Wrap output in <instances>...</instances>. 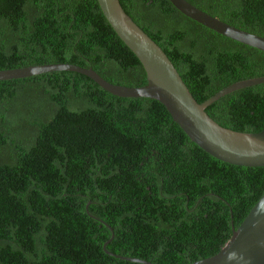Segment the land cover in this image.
Returning a JSON list of instances; mask_svg holds the SVG:
<instances>
[{
  "label": "trees",
  "instance_id": "1",
  "mask_svg": "<svg viewBox=\"0 0 264 264\" xmlns=\"http://www.w3.org/2000/svg\"><path fill=\"white\" fill-rule=\"evenodd\" d=\"M264 38V0H185ZM201 104L264 77V53L211 31L169 0H119ZM91 68L146 85L145 72L96 0H0V71ZM239 133L264 129V84L205 109ZM264 194V167L218 161L166 109L112 96L88 78L52 72L0 81V264H190L217 254ZM88 205V206H87ZM87 206V211H86Z\"/></svg>",
  "mask_w": 264,
  "mask_h": 264
},
{
  "label": "water",
  "instance_id": "2",
  "mask_svg": "<svg viewBox=\"0 0 264 264\" xmlns=\"http://www.w3.org/2000/svg\"><path fill=\"white\" fill-rule=\"evenodd\" d=\"M98 7L119 40L141 64L146 85L138 88L111 84L91 68L71 64H48L0 71V81L17 80L52 72H72L82 75L106 93L123 99H149L160 103L188 139L212 158L223 163L246 168L264 167V129L258 133H239L225 129L206 114L205 109L223 96L234 91L264 84V77L235 83L207 101L197 103L171 61L142 30L133 23L119 0H96ZM182 15L215 33L264 53V38L232 27L196 9L185 0H169ZM88 206V205H87ZM86 206V211H87ZM134 264L149 262L119 257ZM220 251L208 258L190 264H264V194L235 229Z\"/></svg>",
  "mask_w": 264,
  "mask_h": 264
}]
</instances>
